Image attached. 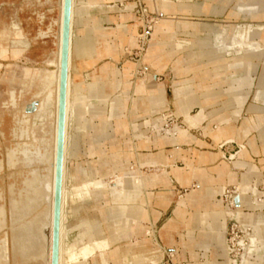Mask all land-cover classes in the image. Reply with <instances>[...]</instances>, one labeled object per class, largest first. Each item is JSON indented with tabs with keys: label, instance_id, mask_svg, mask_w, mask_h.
Segmentation results:
<instances>
[{
	"label": "rangeland",
	"instance_id": "374dc122",
	"mask_svg": "<svg viewBox=\"0 0 264 264\" xmlns=\"http://www.w3.org/2000/svg\"><path fill=\"white\" fill-rule=\"evenodd\" d=\"M55 1L0 0V129L5 130L6 133L16 126L14 125L15 118L25 102L31 100L33 94L36 95L43 89L44 68L51 69L50 65L55 64V60L49 59L52 53L51 39L44 40L39 36L40 32L45 30L49 22L56 17ZM178 1L180 3L175 6L178 10L168 14L164 9L174 8L171 0H153L152 6L145 5L143 0L140 2L135 0L137 7L134 11L139 23L138 37L137 45L129 57L135 68L134 82L145 80L150 74H156V77L161 78L162 82L169 84V94H172L171 84L175 73L171 65L169 64L164 71L158 72L154 71L147 62V59L155 55L154 49L163 44L169 51L191 50L188 59H186L188 71L194 69L196 71L209 66L212 68L211 72L206 73V77H213L212 82L204 90L199 91L204 87L202 82L197 84L195 78H186L178 83L175 88V97L177 101H182V103L177 104V113L184 116L185 122L191 128L200 126L203 120L214 114L219 115L220 127L216 131L223 130L226 134L229 129L223 128V126H229L231 123L240 127L238 129L231 127L232 136L226 138L222 144V151L226 152L225 160L227 162H234L236 167L247 168V170L243 174L242 181L236 182L235 186H222L217 189L211 186L202 188L207 195L212 197L217 193L223 195L225 192H229L228 189L232 187L240 194V206L235 207L234 211L228 210L225 203V209H222L221 201L219 203L214 202V205L211 206L214 213L221 212L224 223L222 230V224L213 219L216 228L208 238L209 241L211 239L215 241V246L218 249L217 255L223 257L224 261L209 260L206 264H264V0ZM76 5L83 8L82 13L77 16L76 26H79L84 23L85 15L91 5L83 0H80L79 3L76 2ZM207 6L208 8H206ZM168 17L187 21L181 24L184 27H198L195 32L197 38L195 39L190 33H181L182 41L195 39L190 44L185 45L175 42L174 39L169 41L158 40L157 28L162 20ZM202 28L207 30L209 34ZM172 35L174 38V34ZM85 40L78 38L74 41L71 46L72 55L78 44H87ZM185 53L182 52L180 58H183ZM57 58H60V50L57 53ZM59 67L60 61L56 63V69ZM182 72L185 73L184 70ZM73 85L72 91L78 98L77 104L82 114L77 122L73 121L71 124L69 153L75 150L74 155L70 158L77 160L79 158L80 133L87 132L93 126V118L97 114L100 116L104 113V104L109 99V95L104 94L101 84H89L87 90L81 84L73 83ZM120 85L118 82L117 86ZM224 85L227 86L226 89ZM158 91L153 94L155 105L158 102L164 104L165 101L162 98L164 88L162 87ZM93 93L96 95H91ZM223 96L227 97L228 100L219 101V98ZM93 98L99 99L100 103L94 104ZM195 105L200 107V111L191 115L190 110ZM121 106V98L112 101L110 115L101 119L99 125L101 133L95 138L96 144H102L111 138L112 134L109 131L113 129L112 120L115 117L121 118ZM209 107H212L213 110L206 114L205 110ZM196 111L198 108L194 110V113ZM247 111L251 113L250 116ZM196 116L197 124H190L186 120V117ZM177 118L174 115H166L153 123L148 121L138 123L139 120L136 117L133 121L135 149L140 139H145L146 142L149 140L146 132L142 129L146 125H152L153 136L164 140L166 143L179 145L181 142H190L191 140L187 136L190 135L193 138L195 136L183 129L182 118ZM165 119L169 122L163 126L167 130L162 131L161 125ZM176 124L181 127L175 126ZM31 125H33V121L30 123L29 120L28 124L20 127L30 134ZM119 125H123L122 121H119ZM215 125L217 126V124ZM192 132L195 135L200 132L204 134V128L195 129ZM183 133L185 137H182ZM221 137L215 138L219 140ZM176 139L178 141L174 142ZM244 140L246 143L243 142ZM236 141L238 144L231 143ZM250 149L256 152L252 151L251 153L254 160L250 158ZM136 153L135 151L132 153L133 158L136 157ZM99 155L101 162L107 166L112 164L113 167L102 172L93 165L89 169L78 166L75 168V172H71L69 176L70 187L65 186L73 196L68 198L69 208L74 203L73 209L69 210V220L71 219L68 224L70 226L69 247L78 252L81 248L92 245L94 242L100 245L93 254L86 257L81 256L76 261L67 262L65 260L64 264H89V261L92 264L91 260H96V258L95 264H137L135 259L141 254L147 256L141 264H173L174 251L160 245L159 225H154L152 222L150 224L146 222L144 225V221H142L144 219L132 217V211L136 208L147 211L146 193L148 187L131 189L133 181L139 180L141 176L157 178L159 174L157 173L156 160L146 161L140 158V160L138 159L139 163L134 161V164L127 166L125 161L121 159L123 157L121 154L101 151ZM65 162L67 160H64V164ZM144 165H150L151 168ZM153 167H156L155 173L148 175L147 173H150L154 169ZM106 176L107 178H105ZM118 178L122 180L121 186L115 182ZM195 187L193 184L189 188H183L180 196L185 197ZM245 187L247 188L246 191H244ZM122 190L130 193V200L124 199ZM224 197L226 198V196ZM242 197H245V201H242ZM62 205L63 209L64 203ZM231 205L235 206L233 200H231ZM244 208L254 209V211ZM198 214L200 215L199 223L204 226L202 232L206 234V228L213 226L208 221L207 212L202 215L201 213ZM227 215L235 216L246 227H253L252 232L251 227L249 228L251 233L247 236L248 242L240 241L244 252L239 250L230 256L227 242L233 245L243 235L247 234H244L242 230L240 231L238 223L231 221L226 240ZM125 219L129 220L127 227H123L122 233L117 232L115 230L117 222ZM137 229L139 230L137 231ZM221 231L224 239L219 244L222 248L216 244L219 235L213 236V234L216 236ZM211 236L213 237L211 238ZM188 237L191 239L193 235L189 234ZM126 240L129 241V246L124 245L127 243ZM143 240H146L147 252L139 251V254L137 251L134 252L131 247L139 245ZM118 242L125 248L131 249L127 252L122 251L119 259L111 258V252L121 249L118 247L112 250V247ZM210 243L212 244V242ZM203 249L205 253L209 251V248L203 247ZM238 253H242L240 261L230 259Z\"/></svg>",
	"mask_w": 264,
	"mask_h": 264
},
{
	"label": "crops",
	"instance_id": "0c3cea01",
	"mask_svg": "<svg viewBox=\"0 0 264 264\" xmlns=\"http://www.w3.org/2000/svg\"><path fill=\"white\" fill-rule=\"evenodd\" d=\"M74 1V15L72 14L71 19L68 86L71 81L72 90L74 87L73 83L77 85L81 84L87 90L89 84H101L103 85L104 94L109 95V99L104 104V113H100V116L97 114L93 118V126L87 132L83 131L80 133L79 158L74 160L72 164L73 169L78 166L89 169L93 165L102 172L108 171L113 166L112 164L107 166V164L101 162L99 155L101 151L121 154L123 157H120L125 161V165L127 166L134 164V161L139 163L138 159L140 160V158L146 161L156 160L159 176L156 179H152L147 187V211L144 209L146 217L142 220L144 221V225L146 222L159 225L158 238L161 241L160 245L174 251L173 264H206L209 260L224 261L223 257L217 255L218 249L215 246V241L213 239L209 241L208 238L214 233L216 228L213 219H216L217 223L222 224L223 230V215L220 211L214 213L211 207L214 205V202L219 203L221 201V208L225 209L222 194L217 193L212 197L207 195L202 188L205 186H211L215 189L222 186L230 187L235 186L236 182L242 181L243 174L247 168H239L234 165V162H227L225 160L226 152L222 151V144L226 138L232 136L231 127L234 129L240 127L232 123L229 126L224 125L223 128L229 129V132L222 135L219 140H216L214 131L220 127L218 122L219 115H209L200 126L191 128L185 122L184 116L177 113V103L179 102L175 97L176 86L186 78H195L197 84L202 82L201 84L204 88L199 91L204 90L212 82L211 79L213 77H206V73L211 72L212 68L209 66L202 67L196 71H194L195 69L188 71L186 59H188L191 50L169 51L163 44L154 49L155 55L147 59V62L154 71L158 72L164 71L169 64L171 65L175 73L171 84L172 94H169V84L162 82V79L157 78L156 74H150L145 80L134 82L135 68L129 57L137 45L138 37L139 23L134 11L137 7L135 0H83L91 6L85 15L84 23L78 26L77 39H86L85 42L87 44H78L72 55L71 46L74 43V27L77 24V16L83 11L82 7L80 8L76 5L77 1ZM138 1L140 2V0ZM143 2L147 6H152L153 4V0H143ZM190 2L195 3L193 1ZM179 3L178 0H171L174 8L169 10L163 9L170 14V12L178 10L175 6H178ZM184 22L187 21L177 20L172 17L163 19L157 28V39L162 41L174 39L175 42H180L184 45L190 44V42L197 38L195 32L198 27H184L181 25ZM202 29L208 32L204 28ZM181 33H190L195 39L192 41H182L180 37ZM172 34H174V38H172ZM182 52L186 53L183 58H180ZM183 70L185 71L184 74ZM118 82L121 84L119 87L117 86ZM162 87L164 88L162 94V98L165 100L164 104H159L158 102L155 105L153 94ZM224 88L226 89L227 86L224 85ZM72 92L73 100L77 102L78 98L75 92ZM91 95L95 96L96 94L93 93ZM116 98L122 99V106L120 107L121 118H113V129L109 131L112 134L111 138L105 140L102 144H96L95 138L101 133L99 127L101 119L110 115L111 103ZM227 100L228 98L225 96L219 98V101ZM93 102L97 105L100 103L99 99L96 98H93ZM197 108L198 111L194 113V110ZM212 110L213 108L209 107L205 112L209 114ZM199 111L200 107L195 105L190 110V114L195 115ZM81 114L82 112H79V117ZM166 115H175L182 118V128L195 136L196 139L188 135L192 138L190 142H181L179 145L169 144L153 136L152 125H146L142 129L146 132L149 140L146 142L145 139H140L135 149L133 121L136 117H138V123L146 121L153 123L155 120ZM119 121H122L123 125L120 126ZM16 123L17 118H15L14 125ZM214 124H217V126H214ZM203 128L204 134L200 132L195 135L192 132L195 129ZM35 137L37 138L38 136ZM33 140L34 136L31 134V145H34ZM231 143L238 144L237 141ZM134 151L137 152L135 158L132 155ZM249 151L251 160H254L251 156L253 150L250 149ZM74 152L75 150L71 151V156L74 155ZM144 166L151 168L150 165ZM153 168L150 173H147L148 175L155 173L156 167ZM193 184L196 187L182 198L180 196L181 190L189 188ZM181 201L183 202L181 203ZM206 212L208 221H210L213 227L206 228L205 234V232H202L204 226L199 223L198 218L200 215L198 213L202 215ZM78 215L80 216V214ZM229 219L227 215V228L229 226ZM189 234H192L193 238L190 239L188 237ZM217 235L219 236L217 237ZM221 235H223L222 231L216 234V236L213 234L214 237H217V246L222 248L221 244H219ZM126 242L124 245H128L129 241L126 240ZM210 242L214 244L212 245ZM119 243L114 245L112 250L120 247L121 251H123L122 247L124 245ZM203 247L209 248V251L205 253ZM96 260L92 259V264H95ZM88 263L90 264V261Z\"/></svg>",
	"mask_w": 264,
	"mask_h": 264
},
{
	"label": "water",
	"instance_id": "95a60500",
	"mask_svg": "<svg viewBox=\"0 0 264 264\" xmlns=\"http://www.w3.org/2000/svg\"><path fill=\"white\" fill-rule=\"evenodd\" d=\"M76 1L79 3V0ZM55 2L56 17L49 22L45 30L40 32L39 36L44 40L51 39L52 53L49 59L56 60L57 53L60 50L56 151L53 149L55 128L53 113L44 121L36 120L34 126L31 125L32 132L30 131V135L38 136V138L50 142L46 149H44V144H41L40 155L35 150L38 146L33 147L30 144V136L28 134L22 135L21 127L17 123L8 133L0 129V264H59L68 62L73 0H56ZM62 4L63 12H61ZM78 28V26L74 27V41L77 40ZM74 51L75 49L73 54ZM50 66L51 69H55V64ZM39 105L40 101L32 98L21 107L16 118L19 117L20 119L23 117V113H26L30 115L31 123L33 115L39 110ZM247 113L249 116L251 115L248 111ZM168 122V120H164L161 125L162 131L167 130L163 126ZM175 126L181 127L178 124ZM22 147L29 148L30 152H27L26 155L18 152V159L13 161L11 150ZM74 160L67 155V187H70L69 176L71 172H75L72 166ZM34 177L39 180L36 185H28V180L30 179L32 183ZM258 185L260 186V184ZM228 190L229 192L222 195V200L228 210L234 211L235 207L240 206V194L233 187ZM231 200L234 201L235 206L231 205ZM244 209L254 211L250 208ZM68 212L69 202L67 196H65L63 214L65 224L70 223L71 220L68 219ZM229 218V223L235 221L240 225V231L242 230L244 234H247L243 235L233 245L227 242L230 256L239 250L244 252L240 241L245 240V242H248L247 236L253 231V227H246L235 216H229ZM250 227L252 230L249 229ZM227 233L228 228L225 236L226 240ZM241 254L238 253L230 259L240 261Z\"/></svg>",
	"mask_w": 264,
	"mask_h": 264
},
{
	"label": "bare ground",
	"instance_id": "6f19581e",
	"mask_svg": "<svg viewBox=\"0 0 264 264\" xmlns=\"http://www.w3.org/2000/svg\"><path fill=\"white\" fill-rule=\"evenodd\" d=\"M74 4H75V1L73 0V5H72V14L73 15H74V12H73L74 11L73 10ZM61 12H63V4L61 7ZM61 19H62V17H61ZM71 19H72V15H71ZM61 27H62V20H61ZM72 35H73V33H72ZM70 42H71V37H70ZM59 61H60V58L55 60V69L54 70H51L49 68H44V70H43V72H44L43 73V80H44L43 89L38 94L33 96L34 98H36L40 101L39 110L35 115H33V118L31 119L33 121V126H34V124L37 122L36 120L44 121L47 117L51 116L52 113L54 114L55 128H54L53 149L55 151H56V137H57V124H58L57 122H58L59 86H60V67H59V69H56V63ZM68 75H69V62H68ZM178 102L182 103V101H178ZM180 103H177V104H180ZM79 112H81V111L78 108V104H77V102H75L73 100L71 81L69 82V86H68V81H67L65 153H64V155H65L64 160L65 161L67 160V155H69L71 157V153H69L70 152L69 146L71 145V143H70L71 142V138H70L71 137V129H72L71 124L73 121L77 122V120H78L77 118H79ZM29 118H30L29 114L23 113L22 118L19 119V117H18L17 124L19 126H23L24 124H28L29 120H30ZM186 120H188L190 124H193V125L197 124V116L196 117H186ZM20 130H21L22 135L28 134L30 136V134L25 129H20ZM33 132H34V130H33ZM222 135H224L223 130H218L214 133L215 137H221ZM182 137H185L184 133H183ZM188 138L192 139L190 136H188ZM33 141L35 142L33 147L38 146V148H35L37 154H39L41 152V149H42L41 144H44V149H46L48 147V145H50V142H48V140L46 141L42 138H38V137L36 138L35 136H34ZM177 141H178L177 139L174 140V142H177ZM18 152L26 155V153L30 152V150H29V148L25 149L23 147L20 149H18V148L12 149L11 150V157H12L13 161H16L18 159V157H17ZM152 179L153 178H151L149 176L148 177L147 176H144V177L141 176L139 180L133 181V185L131 186L132 187L131 189H133V188L134 189L135 188L144 189L145 187L149 186ZM32 180L33 181L31 183V181L29 179L27 184L30 186H31V184L36 185V183L39 181L37 179V177H34ZM66 180H67V173H66V162H65V164H64V175H63V185H64L63 203L65 201V196H67V199L70 198V196H72L71 191H69V189L65 186ZM121 181L122 180L120 178H118V180L115 182H117L118 186H121V184H122ZM114 185H116V184H114ZM125 190H122L123 194H124L123 197H124V199H126V201H128L131 198L130 193H126ZM246 190H247V188L245 187L244 191H246ZM243 195H244V193H243ZM242 201H245V197H242ZM73 206H74V203L70 206L69 210L73 209ZM70 212H72V211H70ZM63 214H64V208L62 209V217H61V245H60L59 264H64L65 260H67V262L76 261L81 256L86 257L90 254H93L95 252L96 248H98V246L100 245V244L94 242L92 245H88L87 247L81 248L78 252L74 251L72 247H69L68 243H69V233H70L69 227L70 226L68 225L69 223L65 224V222L63 221V219H64ZM71 214H70V216H71ZM73 216H74V213H73ZM132 217L134 219H138V218L145 219L146 212L142 208H136L135 210L132 211ZM68 219H69V212H68ZM127 219L121 220L122 222L121 221L117 222L116 227H115V230L117 232L122 233L124 231L123 227H125V226L127 227V225H128L127 223L129 220H127ZM133 221L135 222V220H133ZM133 227H135V226H133ZM133 227H131V228H133ZM138 230L139 229H137V231ZM220 239H221V241H223V239H224L223 235L220 236ZM107 242H108V240H107ZM131 248L134 250V252L137 251V253L139 251L144 253V252H147V250H148V247L146 246V240H143L139 245L131 247ZM123 249H124L123 251H125V252L130 250L129 248L125 249V247H123ZM121 253H122L121 249H116L115 251L110 253V257L115 258V259H119V257L121 256ZM146 257H147L146 254L138 255L137 258L135 259V261L137 264H141L142 262H144L146 260ZM100 261L103 262L102 259H100Z\"/></svg>",
	"mask_w": 264,
	"mask_h": 264
},
{
	"label": "built area",
	"instance_id": "2783aa9c",
	"mask_svg": "<svg viewBox=\"0 0 264 264\" xmlns=\"http://www.w3.org/2000/svg\"><path fill=\"white\" fill-rule=\"evenodd\" d=\"M143 38V37H142Z\"/></svg>",
	"mask_w": 264,
	"mask_h": 264
}]
</instances>
